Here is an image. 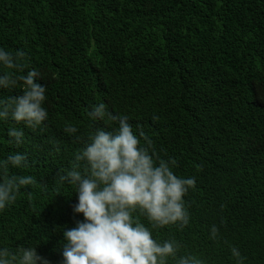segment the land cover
I'll return each instance as SVG.
<instances>
[{
	"label": "trees",
	"instance_id": "16d2710c",
	"mask_svg": "<svg viewBox=\"0 0 264 264\" xmlns=\"http://www.w3.org/2000/svg\"><path fill=\"white\" fill-rule=\"evenodd\" d=\"M0 48L28 54L48 111L36 130L0 121V160L26 154L32 166L11 174L47 186L22 189L0 212V248L36 247L63 264V231L83 216L73 213L75 188L53 177L97 128L118 127L88 116L104 103L134 131L139 124L160 158L177 159L176 175L195 178L183 198L189 224L153 238H175L179 255L204 264H236L231 246L244 264H264V0H0ZM20 91L0 89V98ZM12 127L24 132L23 144L8 142ZM51 140L60 141L58 153Z\"/></svg>",
	"mask_w": 264,
	"mask_h": 264
},
{
	"label": "clouds",
	"instance_id": "9594fccd",
	"mask_svg": "<svg viewBox=\"0 0 264 264\" xmlns=\"http://www.w3.org/2000/svg\"><path fill=\"white\" fill-rule=\"evenodd\" d=\"M41 73L31 67L28 54L0 48V89L17 95L0 98V121L11 119L17 124L36 130L48 119L43 106L47 96L45 85L39 83ZM88 116L92 120H109L118 127L114 131L97 128L84 147L74 153L68 169H59L53 177L58 187L73 186L77 203L75 215L83 216L75 227L63 231V264H204L195 254L179 255L184 245L175 238L160 242L153 231L175 226L182 231L190 220L184 197L196 187L195 178L175 174L178 160L160 158L154 141L137 124L133 130L129 117L108 111L104 103L94 106ZM153 120L158 116H153ZM63 131L81 140L78 128L66 123ZM9 143L19 146L24 132L12 127ZM53 150L59 152L60 141L51 140ZM32 166L24 153H10L0 160V212L15 204L22 189L37 185L31 175L11 174V169ZM27 195L31 198V192ZM223 207V206H222ZM144 217L150 227L141 221ZM223 224L224 221L222 220ZM209 239H219L216 225L210 228ZM236 264H244L239 248L230 247ZM0 264H50L36 251V247L20 246L10 250L0 248Z\"/></svg>",
	"mask_w": 264,
	"mask_h": 264
}]
</instances>
